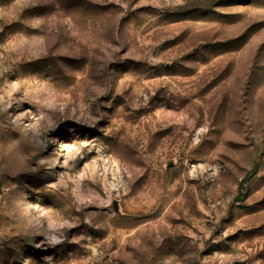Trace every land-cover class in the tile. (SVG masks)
<instances>
[{
	"label": "rangeland",
	"instance_id": "rangeland-1",
	"mask_svg": "<svg viewBox=\"0 0 264 264\" xmlns=\"http://www.w3.org/2000/svg\"><path fill=\"white\" fill-rule=\"evenodd\" d=\"M0 264H264V0H0Z\"/></svg>",
	"mask_w": 264,
	"mask_h": 264
}]
</instances>
